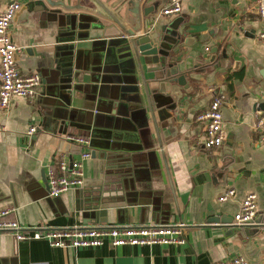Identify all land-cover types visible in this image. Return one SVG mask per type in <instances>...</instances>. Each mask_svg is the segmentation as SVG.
Segmentation results:
<instances>
[{
	"label": "crops",
	"instance_id": "0c3cea01",
	"mask_svg": "<svg viewBox=\"0 0 264 264\" xmlns=\"http://www.w3.org/2000/svg\"><path fill=\"white\" fill-rule=\"evenodd\" d=\"M11 1L0 0V11ZM17 1L22 8L10 29L22 48L18 67L41 74L42 82L33 97L14 96L0 110V209L14 207L13 218L39 227L183 222L185 242L55 247L0 231V264H214L234 256L264 264V126L257 125L264 113V41L257 0H183L182 11L170 16L161 12L169 0H126L120 15L140 12L139 26L128 12L126 30L158 37L163 25L178 22L177 57L195 68L181 84L143 63L150 97L137 61L121 56L128 45L119 24L102 17L92 23L97 14L85 8L91 0L55 6L42 0L46 9ZM113 2L108 6L117 12ZM61 72L70 91L60 87ZM156 93L175 97L167 115L157 107L152 114L148 99L156 106ZM218 93L226 95L225 140L208 149L206 122L197 116ZM67 135L89 137L95 154L83 162V187L51 196L49 167L62 156L79 159L88 148ZM231 188L235 195L221 201ZM252 192L261 223L248 228L231 219ZM92 203L105 213L86 222L83 208Z\"/></svg>",
	"mask_w": 264,
	"mask_h": 264
},
{
	"label": "built area",
	"instance_id": "2783aa9c",
	"mask_svg": "<svg viewBox=\"0 0 264 264\" xmlns=\"http://www.w3.org/2000/svg\"><path fill=\"white\" fill-rule=\"evenodd\" d=\"M183 0H169V4L162 9V14L172 15L182 11ZM22 8V4L11 1L4 11H0V110H6L14 96L33 97L37 87L42 82L39 73L24 74L17 63V54L22 50L16 44L11 32V23ZM256 12L261 17L262 27L258 33L264 41V0H257ZM134 36L144 35L135 34ZM209 49V48H207ZM226 95L218 93L212 99L207 110L197 116L198 121L206 122L205 137L202 145L208 149L219 147L225 140L226 130L223 126L222 104ZM258 126H264V113L258 117ZM2 127L0 126V129ZM35 125L29 128V133H34ZM68 138L86 146L80 153L79 159H67L62 156L57 159L55 165H51L47 172V185L51 196H58L63 192L80 189L85 183L83 162L92 156L90 149L91 139L82 135H67ZM264 140V135L262 136ZM198 144V143H197ZM235 195V189L231 188L221 195L219 199L225 201ZM258 196L249 193L235 213L233 221L242 226L255 224L258 216ZM16 208L7 207L0 209V231H12L18 241L29 239H45L55 247H79L100 246L110 241L113 246L121 245H168L184 243L185 223L176 224H126V225H83L71 227H39L22 225L12 214ZM214 264H248L243 256L220 261Z\"/></svg>",
	"mask_w": 264,
	"mask_h": 264
},
{
	"label": "water",
	"instance_id": "95a60500",
	"mask_svg": "<svg viewBox=\"0 0 264 264\" xmlns=\"http://www.w3.org/2000/svg\"><path fill=\"white\" fill-rule=\"evenodd\" d=\"M47 1L52 6L58 5L57 3H55L57 2V0ZM113 1L114 0H91L93 5H88V7L85 8L92 10L97 14L96 16L92 17V23L100 24V19L102 17L119 24L122 30L119 37L124 39L128 45L126 53L121 56L129 57L133 61H137V63L139 64L142 81L145 84L148 96L150 97V91L146 82L147 80L143 70V63H146L148 65L151 64L152 67L149 66V70L156 72L159 71L161 76L163 78L166 77L170 82H179L181 84L186 83L187 75L195 68L190 64L189 58L182 59L181 57H177L182 51L180 48L181 34L179 32V23L175 21L177 24L174 22L163 25L161 30L162 34L158 37L155 34L149 33L134 36L132 30H126L125 23L130 18L129 16H127V14L130 11V13L136 18V25L139 26L140 12H138L136 9L129 8L127 9L128 12H126L125 15H120V13H118L119 9H121L122 6L125 5L127 2L125 3L126 0H116L114 2ZM32 2H34V4L37 6L36 8L38 9H46L45 5H43L42 3V0H32ZM110 2H113L112 6L117 8V12H115L108 6V3ZM129 3H132V0H130ZM40 5H42V7H40ZM153 9L154 7L152 6L145 7L144 15L148 16L149 12ZM73 21L75 22V20L72 18L71 20L67 21V24L71 27ZM72 48L73 45H71L70 49ZM61 73L63 77L61 79L60 87L65 91H70L73 88V85L67 82L68 76H66L63 72ZM123 79H125V77H123ZM154 99L158 101V104L156 106L153 105V101L151 98L148 99L152 114L155 113V108L157 107V113L159 115H167V105L171 104L172 102H175V97L160 93H156L154 95ZM92 154L94 155L95 152H93ZM103 213H105V211L100 209V207L95 203H92L83 208V216L84 218H87L86 222H89V220L91 219H98L99 215H102ZM218 220L220 219H217L215 217V219H213L212 221ZM101 221L106 220L102 219ZM231 221L233 220L231 219ZM260 223L261 217L257 216L255 218V224L246 227L250 228L255 227L256 225L260 226Z\"/></svg>",
	"mask_w": 264,
	"mask_h": 264
}]
</instances>
